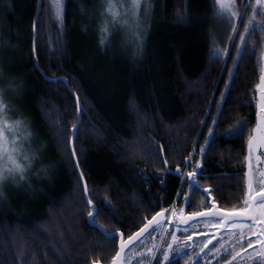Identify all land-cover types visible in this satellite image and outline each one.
<instances>
[{
  "label": "trees",
  "instance_id": "1",
  "mask_svg": "<svg viewBox=\"0 0 264 264\" xmlns=\"http://www.w3.org/2000/svg\"><path fill=\"white\" fill-rule=\"evenodd\" d=\"M5 2L8 71L34 159L30 186L0 197V264H110L118 234L173 205L196 214L243 204L263 29L243 38L246 22L235 32L214 0H151L130 39L108 0H64L62 23L44 0ZM197 164L198 189L182 183ZM197 260L217 264L202 252L188 264Z\"/></svg>",
  "mask_w": 264,
  "mask_h": 264
},
{
  "label": "rangeland",
  "instance_id": "2",
  "mask_svg": "<svg viewBox=\"0 0 264 264\" xmlns=\"http://www.w3.org/2000/svg\"><path fill=\"white\" fill-rule=\"evenodd\" d=\"M44 1L43 10L44 13L46 12L47 17L60 22L56 19L55 12L50 7L51 0ZM5 3V0H0V105L3 106L0 110V131L3 132V136H0V149H6L7 153L16 159L17 163L23 167V172L9 174L7 168L12 167V165L8 161V155H3V158L0 159V166L5 167L7 178L0 182L1 198H4L9 190H19L22 186H30L29 173L34 159V155H31L30 152L32 135L18 106L19 87H17L18 85H16L13 76L8 71V66L13 58L15 43L10 38L13 30L3 22L2 14L4 8H6ZM112 5L113 11L119 13L114 18L109 12L113 24L120 26L124 37L131 39V37L137 36L142 27V22L150 16L151 0H140L138 9L132 7L131 0H112ZM215 5L217 10L221 12L220 6L216 2ZM256 7V0H244L242 6H238L234 0L233 8L223 13L226 15L229 13L234 22L235 32L242 22H246L245 28H261L264 30V19L253 18L264 12V10L255 15L253 9ZM232 11H239L241 15H231ZM246 11V16L243 19ZM247 15L249 19H247ZM249 21H251V24ZM227 27L228 21L224 22L219 37L223 38L225 36ZM245 33L246 31L242 35L243 38ZM233 36L235 37L234 33L229 45L230 48L234 40ZM262 77H264V42L260 54V77L256 86L255 123L247 140L245 197L248 191L249 177L252 178L253 186L257 188V191L258 181H264V175H262L264 173V141L259 139L260 133L254 132L257 129L258 122L264 117V112L261 111L262 106H264V81H262ZM253 135L257 136V140L253 142L250 150L249 140ZM186 173L184 171L182 177ZM21 176H23V179H21ZM243 207L242 204L236 210ZM209 209H212V212L215 213L214 216L211 214L207 217L195 216L194 213L187 214L183 205H173L166 211L165 221L160 222L163 225L162 228L153 231L149 238L144 239L142 245H132L126 250L123 264H155L156 262L165 264L164 256L166 254L169 259H172L173 256L182 257L184 258L183 263L188 264L200 252L208 259L217 262V264H264V218L253 223L247 219V216L236 217L234 219L238 222L235 226H232L231 220L221 219L223 213L227 211L213 208V204ZM192 217L194 218L192 219ZM173 218L174 221L172 222ZM53 220L52 218L50 222L55 223V220ZM249 240L252 241L251 245ZM154 245L157 247H154ZM153 252L157 257L155 260L152 259Z\"/></svg>",
  "mask_w": 264,
  "mask_h": 264
},
{
  "label": "snow or ice",
  "instance_id": "3",
  "mask_svg": "<svg viewBox=\"0 0 264 264\" xmlns=\"http://www.w3.org/2000/svg\"><path fill=\"white\" fill-rule=\"evenodd\" d=\"M215 2L220 6L221 9V13L222 14L224 11H227L229 9H232L234 6V0H215ZM132 3V7L134 9H138L139 5H140V0H131ZM256 5L257 7L255 9H253L254 13H259L262 10H264V0H256ZM51 9L54 10L55 12V16L56 19L59 20L61 23L63 22V0H51V5H50ZM108 12L111 13V15L115 18L116 16L119 15L118 12L113 11V5H112V0H108ZM231 15H236V16H240L241 14L239 13V11H232ZM254 18V17H253ZM249 23L251 24V21H249ZM249 29L245 28V31L247 32ZM106 31V29H105ZM105 42L104 39L101 40V44H103ZM262 81H264V77H262ZM2 105H0V110H2ZM261 111L264 112V106H262ZM244 122H239V124L241 126H243ZM239 130V129H237ZM244 130L246 131L247 129L244 128ZM255 133H260V137L259 139L261 141H264V117L261 118V120L258 122L257 125V129L254 130ZM0 136H3V132L0 131ZM257 140V136L253 135V137L250 138L249 140V149L251 150L252 148V144L253 142ZM203 151V150H202ZM7 154L8 155V161L11 163L12 167L7 168V172L9 174L13 173V172H23V167L17 163L16 159L9 153H7L6 149H0V159L3 158V155ZM165 163H167L165 161ZM190 164L189 162H185V167H189ZM181 171V169L177 168V173L179 174ZM200 175V166L199 164L196 165V168L191 172L188 173L185 177L182 178V183L187 184L190 188L195 187L196 189L199 188V185L197 184V178ZM262 175H264V173H262ZM7 178V176L5 175V167L0 166V182L4 181ZM21 179H23V176H21ZM258 191L257 188H254L253 186V181L252 178L249 177V181H248V191L246 193V197L243 200V205L244 207L239 209V210H232L230 212H225L223 213L221 219H228L232 221V226H235V224L238 222L236 221L234 218L236 217H243V216H247L248 220H251L253 223H255L257 220L264 218V181H258ZM186 203H188L190 205L191 201L190 199L188 201H186ZM215 207V205H213V208ZM167 211V210H165ZM94 212L98 213V210L94 209ZM258 212V214H257ZM215 215V213L212 212V209H209L207 212H200V213H196L194 214L195 216H204L207 217L209 215ZM90 216L93 215V213L89 214ZM163 213H157V217L162 216ZM157 217H153L152 221H149L148 224H146L143 228L140 229V231L138 233H136L133 237H130L128 239V241H124L123 240V235L121 234V252L124 251V249L126 247L129 246V243H131L134 246H138V245H142L144 243V239H147L151 236V233L153 231H155L157 228H162L163 225L157 221ZM153 222H156L155 224ZM170 223V221H169ZM102 233L103 230L101 229ZM107 238L110 239H115L116 236L115 234H107V233H103ZM147 234V235H145ZM143 237V238H142ZM249 244H252V241L249 240ZM154 247H157L156 245H154ZM227 251V250H225ZM186 254V253H185ZM174 258V256H173ZM152 259L155 260L157 259L155 252L152 253ZM121 260V255L118 252L117 253V257L114 258L113 264H119V261ZM164 260L166 262V264H171V261L168 257V255L166 254L164 256ZM196 264H199V261H196Z\"/></svg>",
  "mask_w": 264,
  "mask_h": 264
},
{
  "label": "water",
  "instance_id": "4",
  "mask_svg": "<svg viewBox=\"0 0 264 264\" xmlns=\"http://www.w3.org/2000/svg\"><path fill=\"white\" fill-rule=\"evenodd\" d=\"M233 37H234V36H233ZM229 49H230V48H229ZM228 52H229V51H228ZM163 162H164L165 167H167L164 158H163ZM158 213H163V215L157 217V213H156V214L153 215L150 219H147V220L144 222V224H143L138 230H136L134 233H132L130 236H128V237H124V235H123V240H124V241H128V239H129L130 237H133L136 233H138V232L140 231L141 228H143L146 224H148L149 221H152V220H153V217H157V221H159V222L165 221L166 211H165V210H162V211H160V212H158ZM193 218H194V217H192V219H193ZM153 223L155 224L156 222H153ZM104 233H107V234H115V235L117 234V232H110V233H108V232H105V231H104ZM121 242H122V241H121V235H119L118 242H117V248H118V249H117V252H116L115 256L113 257V260H112V262H111L110 264H113L114 258L117 257V253H118V252H119L120 255H121V260L119 261V264H123L124 252H125V250H126L129 246H131L132 244L129 243V246L126 247V248L124 249L123 252H121V248H120V246H121ZM92 264H102V263H100V262H95V263H92Z\"/></svg>",
  "mask_w": 264,
  "mask_h": 264
},
{
  "label": "flooded vegetation",
  "instance_id": "5",
  "mask_svg": "<svg viewBox=\"0 0 264 264\" xmlns=\"http://www.w3.org/2000/svg\"><path fill=\"white\" fill-rule=\"evenodd\" d=\"M257 14H258V13H255V15H257ZM254 18H256V19H257V18H258V19L263 18V19H264V12H262L261 14H258L257 16H254ZM237 209H238V208H237ZM145 235H146V234H145ZM124 237H125V236H124ZM118 238H119V234H118ZM118 238H117V242H118ZM129 247H130V246H129ZM129 247H128V248H129ZM128 248H127V249H128ZM127 249H126V250H127ZM126 250H125V252H126ZM125 252H124V254H125ZM123 262H124V259H123Z\"/></svg>",
  "mask_w": 264,
  "mask_h": 264
}]
</instances>
